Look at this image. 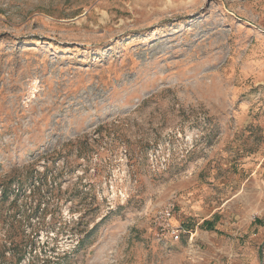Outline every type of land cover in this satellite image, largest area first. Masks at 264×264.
<instances>
[{"label":"rangeland","instance_id":"1","mask_svg":"<svg viewBox=\"0 0 264 264\" xmlns=\"http://www.w3.org/2000/svg\"><path fill=\"white\" fill-rule=\"evenodd\" d=\"M0 264H264V0H0Z\"/></svg>","mask_w":264,"mask_h":264},{"label":"built area","instance_id":"2","mask_svg":"<svg viewBox=\"0 0 264 264\" xmlns=\"http://www.w3.org/2000/svg\"><path fill=\"white\" fill-rule=\"evenodd\" d=\"M173 213V206L168 205L156 211L154 221L156 229L161 235L165 234L173 240H177L182 233L183 229L180 226H173L170 223V218Z\"/></svg>","mask_w":264,"mask_h":264},{"label":"trees","instance_id":"3","mask_svg":"<svg viewBox=\"0 0 264 264\" xmlns=\"http://www.w3.org/2000/svg\"><path fill=\"white\" fill-rule=\"evenodd\" d=\"M202 224H203V226H205L207 229H212V227H213V223H212L211 221H209V220H204Z\"/></svg>","mask_w":264,"mask_h":264}]
</instances>
